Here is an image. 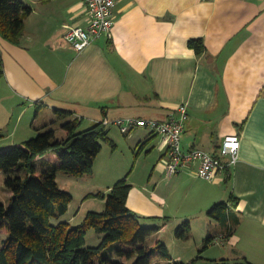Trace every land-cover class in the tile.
Here are the masks:
<instances>
[{
    "label": "crops",
    "instance_id": "0c3cea01",
    "mask_svg": "<svg viewBox=\"0 0 264 264\" xmlns=\"http://www.w3.org/2000/svg\"><path fill=\"white\" fill-rule=\"evenodd\" d=\"M23 1L31 8L22 36L26 48L49 52L43 57L28 53L24 61L41 67L45 84L38 89L36 82L12 77L23 92L49 97L45 104L53 111L70 109L81 120H93L97 113L101 118L96 121L105 116L164 119L186 103L184 149L217 154L224 136H239L231 177L225 183L223 172L209 182L215 186L204 194L205 204L228 200L230 194L238 197L230 209L238 223L224 243L231 244L237 258L264 264V0H115L111 36L96 38L80 52L65 41L64 33L67 26L84 23L82 0ZM189 38H202L205 52L197 55L187 45ZM14 61L24 68L19 59ZM2 62L7 71L3 57ZM108 130L116 138L110 126ZM28 134L33 136L31 130ZM123 135L130 148L154 155L147 182L165 177L166 146L160 135L141 126ZM194 169L188 164L171 176L179 183L190 182L197 177ZM223 183L220 196L216 186ZM130 184L128 207L139 216H153L148 210L157 208L155 200L133 198ZM158 225L157 238L166 223ZM224 231L223 226L220 234Z\"/></svg>",
    "mask_w": 264,
    "mask_h": 264
},
{
    "label": "trees",
    "instance_id": "16d2710c",
    "mask_svg": "<svg viewBox=\"0 0 264 264\" xmlns=\"http://www.w3.org/2000/svg\"><path fill=\"white\" fill-rule=\"evenodd\" d=\"M30 11L23 0H0V36L18 44ZM187 45L197 55L205 52L202 38H189ZM3 73L0 54V78ZM53 112L52 122L61 123L64 136L57 137L44 124L35 128L38 132L35 136L0 149L4 186L12 192L8 206L0 200V230L7 234L0 245V264H126L131 258H134L132 264H159L156 259L167 264H229L227 258L210 259L202 254L216 241L217 235L206 237L203 247L190 261L173 259L166 244L155 237L161 226L141 225V216L128 207L132 186L127 181L128 174L116 180L107 192L91 194L104 199L103 210L87 211L75 226L61 219L72 195L59 187L58 170L73 176L89 174L103 142L111 147L114 144L102 120L80 129L81 119L73 116V110L55 108ZM230 177V167H226L224 182ZM237 202L238 197L230 194L228 200L219 201L208 210L209 217L224 226L223 242L238 223V218L230 213L231 206ZM90 228L102 235L96 246L85 245L84 237ZM190 231L191 225L186 220L175 234L186 239ZM113 243H118L114 254L105 255V248ZM242 263L254 264L246 259Z\"/></svg>",
    "mask_w": 264,
    "mask_h": 264
},
{
    "label": "rangeland",
    "instance_id": "374dc122",
    "mask_svg": "<svg viewBox=\"0 0 264 264\" xmlns=\"http://www.w3.org/2000/svg\"><path fill=\"white\" fill-rule=\"evenodd\" d=\"M26 43L23 37L18 44H15L0 36V54L7 66V71L4 70L3 76L0 78V149H7L35 136L38 133L35 128H40L44 124H48L47 127L52 128L57 137L64 136L61 123L52 122L53 106L45 104L50 101V98L47 96L39 98L30 94V92H23L24 90L18 88L17 82L12 77L13 74L19 80L36 82V87L43 89L45 77L40 72L41 67L29 66L24 61V58L28 56V53L32 56H37L39 53V56L43 57L48 55L49 52L44 49L47 52L45 55L43 51L33 53L32 50L26 48ZM14 57L23 62L24 68L20 64L15 63ZM38 102H40L39 106L37 105ZM23 105L26 107L18 120V114ZM97 114L101 118L100 113ZM34 118L36 120L33 124ZM97 118L90 120L85 116L81 120L80 129L92 125ZM108 126H110L112 133L116 135V138L113 139L110 136L114 147H111L110 143L106 141L103 142V149H101V153L96 158L91 173L83 176H73L62 170H58L57 172L56 180L59 187L72 195L67 211L61 216L63 220H67L71 225L75 226L81 222L82 217L87 211L103 210L105 205L104 199L91 196V194L107 192L106 185L108 183L112 184L125 174H128L127 181L129 183L132 181L134 184L132 197H145L150 203L154 199L157 205V208L148 210L153 216L141 215V225L152 226L163 222L166 223L158 238L166 244L171 255L176 257L175 260L190 261L198 253V250L203 247L206 237L217 235L216 241L202 254L206 257H211L210 259L227 257L229 264H243L241 258H237L234 252L231 251V244L227 245V243L223 242L221 238L222 234H220L223 226L221 224L218 225L208 215V210L215 203L222 201V199L217 198L219 200H214L212 204H205L206 199L204 194L210 187L215 186L209 183L212 181L196 177L190 179V182H186V184L177 182V176L169 177L165 175L163 177L161 175L148 183L147 180L152 171L151 161L154 155L146 156L143 152H138V148H130L127 142L124 141L125 136L120 132L119 128L113 124ZM29 130H31L33 136H28L31 135L28 134ZM110 135H112L111 131ZM108 168H111L109 177L107 175ZM4 178L5 174L0 171V200L5 206H8L12 192L4 186ZM153 181L157 182L155 191H153L155 183ZM216 187L219 189L218 192L221 196L222 190L225 188L224 183ZM152 192L164 200L155 198ZM154 213H157L155 214L157 216ZM164 217H167V219L164 220ZM186 220L191 225V231L186 239H179L176 237L175 230ZM52 221L55 223L56 220L53 219ZM6 235L5 232L0 230V245ZM101 237L100 233L90 228L84 237L85 245L96 246L101 241ZM117 246L118 243L110 244L105 248L104 254H114ZM133 261L134 258H131L126 261V264H132ZM157 261L159 264H167L163 260L159 261L156 259L155 262Z\"/></svg>",
    "mask_w": 264,
    "mask_h": 264
},
{
    "label": "built area",
    "instance_id": "2783aa9c",
    "mask_svg": "<svg viewBox=\"0 0 264 264\" xmlns=\"http://www.w3.org/2000/svg\"><path fill=\"white\" fill-rule=\"evenodd\" d=\"M84 4V23L67 26L64 33L65 41L77 52L85 49L93 40L100 36L110 37L115 15V0H82ZM188 118V106L180 103L175 111L166 118H136V117H104L105 125H116L121 133H127L136 126L146 127L160 135L166 146V157L163 159L167 176L174 175L190 164L194 165L197 177L216 181L226 167L232 166L238 159L240 139L237 134L223 137L218 153L213 154L199 147H182V133Z\"/></svg>",
    "mask_w": 264,
    "mask_h": 264
}]
</instances>
